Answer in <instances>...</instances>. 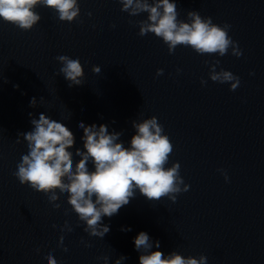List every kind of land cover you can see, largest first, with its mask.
<instances>
[{
	"label": "clouds",
	"instance_id": "obj_1",
	"mask_svg": "<svg viewBox=\"0 0 264 264\" xmlns=\"http://www.w3.org/2000/svg\"><path fill=\"white\" fill-rule=\"evenodd\" d=\"M118 2L122 5L121 11L128 13L130 17L147 14L145 19L135 21L139 27L138 35L143 37L149 33L154 34L167 45L169 54H173L178 46H185L199 55L223 57L230 48L233 56L239 58L243 55L237 42L229 36L231 25L214 24L211 17H202L197 11L187 12V22L180 20L175 0ZM38 6L53 9L62 22L71 23L80 17L78 0H0V19L23 31H30L41 20V16L35 11ZM87 15L91 17L92 13ZM56 60L61 65L57 75L62 74L68 81L69 88L83 85L84 68L79 58L59 55ZM219 64L220 60H215L209 65V78L221 84L230 83V90L235 91L240 78L223 68L216 71ZM92 71L99 74L101 68L93 66ZM163 71L157 69L156 75H163ZM206 84L207 81L201 79V85ZM43 100L44 97H40V101ZM30 106H37L35 97L30 100ZM29 116L32 117V113ZM31 124V131L17 134L16 143H21L20 137H23L27 142L28 152L21 156L13 175L21 185L44 193L55 209L61 207L57 203L60 200L57 191L61 195L67 194V203L78 220L84 222L83 230L90 236L103 238L110 231V227L103 224V218L118 214L123 206L135 198L137 191L149 201L167 197L175 203L179 194L189 190L190 186L184 183L180 175V163L175 162L166 167L173 152V144L164 134V128L156 116L140 122L132 121L135 134L130 139L129 147H125L120 140L123 132L110 133L105 124L86 126L79 122L78 127L83 129V150L76 149L75 156L80 159L75 163L73 152L69 151L75 143V137L65 124L44 113L38 119L32 118ZM89 162L93 164L94 170L89 169ZM218 171H221L227 181V174L222 169ZM121 230L131 231L130 228ZM61 231L71 232L73 228L65 221ZM63 245L64 236L61 235L58 246L67 252V247ZM134 246L141 253L139 264H207L208 258L205 255L199 258L185 257L172 251L165 256L162 251L153 250V247L160 248V242L153 241L143 231L134 238ZM46 259L48 264H57L52 254H48ZM101 259L104 264H108L109 257ZM126 259L125 256H120L115 264H122Z\"/></svg>",
	"mask_w": 264,
	"mask_h": 264
}]
</instances>
